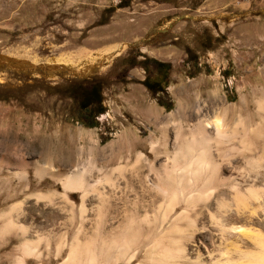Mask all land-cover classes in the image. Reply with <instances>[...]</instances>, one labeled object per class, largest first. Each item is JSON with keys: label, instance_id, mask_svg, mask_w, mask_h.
<instances>
[{"label": "rangeland", "instance_id": "1", "mask_svg": "<svg viewBox=\"0 0 264 264\" xmlns=\"http://www.w3.org/2000/svg\"><path fill=\"white\" fill-rule=\"evenodd\" d=\"M263 237L264 0H0V264H242Z\"/></svg>", "mask_w": 264, "mask_h": 264}, {"label": "bare ground", "instance_id": "2", "mask_svg": "<svg viewBox=\"0 0 264 264\" xmlns=\"http://www.w3.org/2000/svg\"><path fill=\"white\" fill-rule=\"evenodd\" d=\"M263 105V104H262ZM215 124L213 125L215 127V129L217 130V132H221L222 129L224 128L223 122L221 120H216L214 122ZM209 153V152H208ZM210 160V156H207L206 152H201L199 154V156L197 157V159L195 160V162L193 163L192 167L190 168V171L187 173V175H190L191 178L195 177V179L198 180V177L202 175V172L211 171V173L213 174V178H211V180H215L218 178V165H209L206 161ZM193 169V170H191ZM201 172V175H200ZM185 175V177L187 176ZM189 176H187L188 178ZM190 178V177H189ZM172 179V177H171ZM194 179V178H192ZM191 181V179L189 180ZM188 183V182H187ZM191 183V182H190ZM189 184V183H188ZM196 184V183H195ZM81 186V176L80 175H74L72 177H70L67 181H66V186L68 187V189H75V188H79L78 186ZM157 189L163 193H165L164 188L157 186ZM253 191V190H252ZM186 192V191H185ZM192 192V191H191ZM258 194V192H257ZM188 195V199L187 201L192 202L196 196L193 195L192 193L187 194ZM249 195V193H248ZM251 195V194H250ZM203 194L201 193L200 195H198L197 197H202ZM256 196V195H255ZM254 196V197H255ZM257 198V196L255 197V199ZM170 203L168 205V209H171L173 204L176 202V197L171 196L170 198ZM192 224V223H191ZM233 230H237L236 228H234ZM245 234V233H244ZM264 238V237H263ZM259 239H257L256 242H258ZM259 246H260V251L259 253H256V255H249L246 256V260L245 263L242 264H264V241H259ZM126 249L124 250H119L116 251L114 255L108 254L107 252L105 253V258H107L106 260H104V262H110L109 264H117L118 262L124 260L125 264H132V262L134 261V259L136 258V255L140 252H137L136 250H133L130 246L125 245ZM187 250L186 248L180 247L178 249V252H176V256L173 257L172 262H170V264H177L180 261H191L192 259H190V257L188 256V254L186 253ZM237 252V251H236ZM24 253L27 255H32L34 253L33 248H31L30 246L26 245L24 248ZM78 251L76 250H71V253L68 257V261H72L73 259L78 257ZM238 254V253H237ZM245 254V253H244ZM249 254V253H248ZM255 254V253H254ZM202 257L203 255L198 251L196 252V260L197 262L193 263V264H203L202 263ZM245 259V258H244ZM243 259V260H244ZM225 260V259H224ZM150 263L149 264H169V262H167L164 258L158 257V258H154V260L149 259ZM230 261H226L224 263L219 262L218 264H230ZM235 262V261H234ZM238 261H236L237 263ZM106 264V263H105Z\"/></svg>", "mask_w": 264, "mask_h": 264}, {"label": "trees", "instance_id": "3", "mask_svg": "<svg viewBox=\"0 0 264 264\" xmlns=\"http://www.w3.org/2000/svg\"><path fill=\"white\" fill-rule=\"evenodd\" d=\"M144 64L146 66L147 72H148V68L152 67V69H155L157 74L163 75V78L161 82L159 83L160 86L158 88L154 87L156 84L157 77H155L154 81L151 82L150 76L147 77L146 80L144 81L145 87L151 90L152 92L165 94V88L162 87V83L166 82V80L168 79V72L170 69V65L160 63L158 61H151V60H146ZM100 91H101L100 87L98 85H95V86H92L90 90L85 92L83 99L81 100V103H80L81 110L84 113L93 112L94 117L104 114V108L102 105V98L100 96ZM92 93H96V96H94V94ZM160 104H161L160 106L165 107L164 106L165 104L163 103H160ZM171 106L172 105L167 106L168 111L172 110ZM91 120L94 121V118L92 117ZM90 124H91L90 126H95L93 123H90Z\"/></svg>", "mask_w": 264, "mask_h": 264}, {"label": "water", "instance_id": "4", "mask_svg": "<svg viewBox=\"0 0 264 264\" xmlns=\"http://www.w3.org/2000/svg\"><path fill=\"white\" fill-rule=\"evenodd\" d=\"M83 75H85V74H83Z\"/></svg>", "mask_w": 264, "mask_h": 264}]
</instances>
